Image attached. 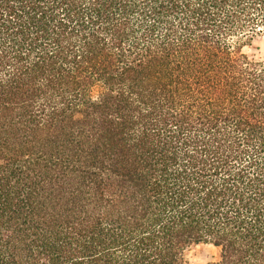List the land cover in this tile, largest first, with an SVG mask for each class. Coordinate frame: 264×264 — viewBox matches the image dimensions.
Listing matches in <instances>:
<instances>
[{"label": "trees", "instance_id": "1", "mask_svg": "<svg viewBox=\"0 0 264 264\" xmlns=\"http://www.w3.org/2000/svg\"><path fill=\"white\" fill-rule=\"evenodd\" d=\"M264 0H0V264H264Z\"/></svg>", "mask_w": 264, "mask_h": 264}, {"label": "rangeland", "instance_id": "2", "mask_svg": "<svg viewBox=\"0 0 264 264\" xmlns=\"http://www.w3.org/2000/svg\"><path fill=\"white\" fill-rule=\"evenodd\" d=\"M243 51L253 59L264 62V36L256 37ZM219 249L212 245L201 244L192 247L188 252L191 264H210L218 261Z\"/></svg>", "mask_w": 264, "mask_h": 264}]
</instances>
